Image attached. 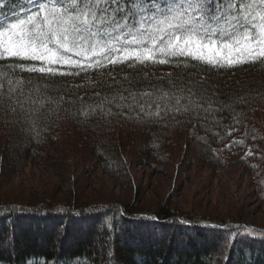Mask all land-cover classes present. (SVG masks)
Instances as JSON below:
<instances>
[{
    "label": "trees",
    "instance_id": "16d2710c",
    "mask_svg": "<svg viewBox=\"0 0 264 264\" xmlns=\"http://www.w3.org/2000/svg\"><path fill=\"white\" fill-rule=\"evenodd\" d=\"M27 2L0 0V13H17ZM183 63L111 65L109 74L100 69L67 77L17 73L47 85L43 91L53 103L32 117L35 130L26 113L9 110L10 101L0 105V181L9 173L3 166L18 168L29 160L50 163L59 177L70 179L74 167L81 170L64 165V160L78 163L70 157L73 149L64 151L63 145L74 150L82 146L101 160L104 170H113L123 164L124 147L129 145L130 136L124 140L119 133L126 125L137 132L135 143L151 158H161L167 143L186 144L193 137L205 159L215 165L223 161L218 146L222 152L239 151L258 139L264 63L231 68ZM29 87L25 85V91ZM177 88L185 90L181 111L161 117L145 115L129 94ZM117 94L126 99L104 102ZM137 101L142 102L139 96ZM47 185L50 188L42 187L57 193L56 184ZM73 188L65 189L75 195ZM51 193L29 202L0 200V264H264V226L259 224L231 218L211 221L163 203L156 207L116 200L80 203L74 197L59 202Z\"/></svg>",
    "mask_w": 264,
    "mask_h": 264
},
{
    "label": "snow or ice",
    "instance_id": "6c2138e0",
    "mask_svg": "<svg viewBox=\"0 0 264 264\" xmlns=\"http://www.w3.org/2000/svg\"><path fill=\"white\" fill-rule=\"evenodd\" d=\"M29 3L30 8L7 20L0 19V105L7 99L12 113L17 109L26 113L31 130L36 126L32 117H39L53 100L43 91L47 85L34 84L17 73L67 77L109 65L176 63L180 67L188 60L216 68L264 63V0ZM25 85L30 86L27 91ZM184 91L154 89L129 94L145 115L161 117V113L181 111ZM138 96L142 102L137 101ZM125 99L117 94L111 100L105 97L104 102ZM188 100L192 103L190 95ZM88 108L93 110L92 106Z\"/></svg>",
    "mask_w": 264,
    "mask_h": 264
},
{
    "label": "rangeland",
    "instance_id": "374dc122",
    "mask_svg": "<svg viewBox=\"0 0 264 264\" xmlns=\"http://www.w3.org/2000/svg\"><path fill=\"white\" fill-rule=\"evenodd\" d=\"M110 67L104 68L108 74L113 71ZM262 112L258 139L239 151L222 152L218 146L217 153L223 159L218 165L205 159L193 137H188L190 143L186 144L167 143L166 150L161 149L164 151L161 158H151L135 143L137 132L126 125L119 133L124 140L130 136L127 137L129 145L124 147L123 164L113 170H104L101 160L82 146L74 150L71 145H60L64 151L73 149L70 157L78 163L65 164L64 160V165L77 166L81 171L74 167L72 177L67 179L59 177L50 163L38 160H29L18 168L3 166L9 173L1 177L0 200L17 198L29 202L28 199L51 193L47 191L50 188L47 183H50L59 188L57 193L50 194L59 202L74 197L80 203L116 200L147 203L150 207L163 203L211 221L231 218L264 226V110ZM73 175L78 178L73 179ZM44 185L48 188L42 187ZM69 185L75 186L71 190L77 194L71 195L70 190L65 189ZM5 193L8 197H4Z\"/></svg>",
    "mask_w": 264,
    "mask_h": 264
}]
</instances>
